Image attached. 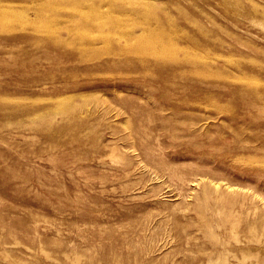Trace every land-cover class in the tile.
I'll return each instance as SVG.
<instances>
[{"label": "rangeland", "instance_id": "rangeland-1", "mask_svg": "<svg viewBox=\"0 0 264 264\" xmlns=\"http://www.w3.org/2000/svg\"><path fill=\"white\" fill-rule=\"evenodd\" d=\"M0 264H264V0H0Z\"/></svg>", "mask_w": 264, "mask_h": 264}, {"label": "bare ground", "instance_id": "bare-ground-1", "mask_svg": "<svg viewBox=\"0 0 264 264\" xmlns=\"http://www.w3.org/2000/svg\"><path fill=\"white\" fill-rule=\"evenodd\" d=\"M78 3V2H77ZM85 6V5H84ZM45 7V6H44ZM97 7V6H96ZM73 8V7H72ZM76 10V9H75ZM90 11V10H89ZM110 11V10H109ZM94 12V11H93ZM120 13V12H119ZM79 17V16H78ZM89 18V17H88ZM41 20V19H40ZM93 21V20H92ZM99 21V20H98ZM88 22V21H87ZM89 22H90V19H89ZM120 22V21H119ZM85 23V22H84ZM116 23V22H115ZM151 23V22H150ZM96 24V23H95ZM94 24V25H95ZM120 24V23H119ZM123 24V23H122ZM43 25V24H42ZM157 25V24H156ZM91 26V25H90ZM138 26V25H137ZM89 27V26H88ZM97 27V26H96ZM148 27H150V25L148 26ZM153 27V26H152ZM80 28V27H79ZM111 28V27H110ZM120 28V27H119ZM74 29V28H73ZM99 29V28H98ZM97 29V30H98ZM112 29V28H111ZM146 29V28H145ZM77 30H78V28H77ZM89 30V29H88ZM107 30V29H106ZM129 30V29H128ZM148 30V29H147ZM146 30V31H147ZM150 30V29H149ZM71 31V30H70ZM130 31V30H129ZM163 31V30H162ZM80 32V31H79ZM82 33V32H81ZM88 33V32H87ZM113 33V32H112ZM123 33H124V31H123ZM80 34V33H79ZM127 34V33H126ZM125 34V35H126ZM97 35V34H96ZM103 35V34H102ZM154 35V34H153ZM165 35V34H164ZM78 36V35H77ZM80 36V35H79ZM105 36V35H104ZM155 36V35H154ZM76 37V36H75ZM86 37H88V36H86ZM90 37V36H89ZM95 37V36H94ZM99 37V36H98ZM140 37V36H139ZM83 38H84V36H83ZM95 38H97V37H95ZM132 38V37H131ZM144 38V37H143ZM143 38H141V40L143 39ZM103 39V38H102ZM98 40V39H97ZM163 40V39H162ZM84 41V40H83ZM91 41V40H90ZM94 41V40H93ZM158 41V40H157ZM95 42V41H94ZM142 42V41H141ZM143 43V42H142ZM146 43V42H145ZM148 43V42H147ZM169 43V42H168ZM129 44V43H128ZM141 44V43H140ZM155 44V43H154ZM170 44V43H169ZM139 45V44H138ZM149 45V44H148ZM171 45V44H170ZM175 45V44H174ZM132 46V45H131ZM142 46V45H141ZM169 46V45H168ZM166 47H167V45H166ZM170 47V46H169ZM171 47H173V46H171ZM105 48V47H104ZM103 48V49H104ZM150 48H152V47H150ZM107 49V48H106ZM130 49V48H129ZM131 49H132V47H131ZM137 49V48H136ZM153 49V48H152ZM169 49V48H168ZM192 49V48H191ZM190 49V50H191ZM126 50V49H125ZM144 50V49H143ZM170 50H172V49H170ZM149 51V50H148ZM147 51V52H148ZM151 51V50H150ZM168 51V50H167ZM106 52V51H105ZM143 52V51H142ZM152 52V51H151ZM151 52H150V54H151ZM101 53V52H100ZM154 53V52H153ZM162 53V52H161ZM169 53H170V51H169ZM141 54V53H140ZM198 54V53H197ZM151 56V55H150ZM153 56V55H152ZM195 58V57H194ZM203 58V57H202ZM197 59V58H196ZM246 79V78H245ZM252 84V83H251ZM256 85V84H255Z\"/></svg>", "mask_w": 264, "mask_h": 264}]
</instances>
